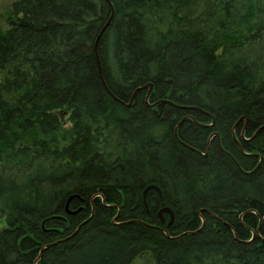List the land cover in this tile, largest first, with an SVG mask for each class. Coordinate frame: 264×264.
<instances>
[{
  "label": "trees",
  "instance_id": "obj_1",
  "mask_svg": "<svg viewBox=\"0 0 264 264\" xmlns=\"http://www.w3.org/2000/svg\"><path fill=\"white\" fill-rule=\"evenodd\" d=\"M11 13L0 264H264V0Z\"/></svg>",
  "mask_w": 264,
  "mask_h": 264
},
{
  "label": "rangeland",
  "instance_id": "obj_2",
  "mask_svg": "<svg viewBox=\"0 0 264 264\" xmlns=\"http://www.w3.org/2000/svg\"><path fill=\"white\" fill-rule=\"evenodd\" d=\"M14 0H0V29L7 28L9 20L11 18L12 3ZM63 120L66 121V115L63 116ZM65 125H69L66 121ZM2 225V218L0 217V226ZM130 264H153V260L149 251L137 256Z\"/></svg>",
  "mask_w": 264,
  "mask_h": 264
},
{
  "label": "water",
  "instance_id": "obj_3",
  "mask_svg": "<svg viewBox=\"0 0 264 264\" xmlns=\"http://www.w3.org/2000/svg\"><path fill=\"white\" fill-rule=\"evenodd\" d=\"M108 2H109V0H107ZM112 11H111V15H110V17H109V19H108V21L106 22V24L102 27V29L100 30V32H99V34H98V36H97V38H96V41L99 39V37L101 36V34H102V32L105 30V28H106V26L108 25V23H109V21H110V19H111V17H112ZM148 86H149V88H148V92H147V96L146 97H148V95H149V93H150V91H151V89H152V84L151 83H148L147 84ZM146 86V84L145 85H143V86H140V87H138V88H136V90L133 92V94H132V96H131V98H130V100H129V103H127V105H129L130 103H131V101H132V98H133V96L135 95V93H136V91H138V90H140V89H142V88H144ZM148 103V102H147ZM149 104V103H148ZM156 105V103H151V104H149V106H151V107H153V106H155ZM164 211H166V212H169V214H170V222L173 220V211H172V209L170 208V207H163L160 211H159V214L161 215V213L162 212H164Z\"/></svg>",
  "mask_w": 264,
  "mask_h": 264
}]
</instances>
